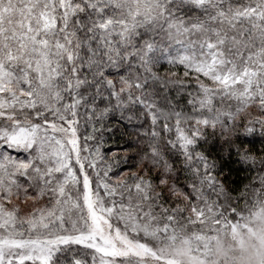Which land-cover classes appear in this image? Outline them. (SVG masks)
<instances>
[{
	"label": "snow or ice",
	"instance_id": "6c2138e0",
	"mask_svg": "<svg viewBox=\"0 0 264 264\" xmlns=\"http://www.w3.org/2000/svg\"><path fill=\"white\" fill-rule=\"evenodd\" d=\"M0 264H264V0H0Z\"/></svg>",
	"mask_w": 264,
	"mask_h": 264
},
{
	"label": "trees",
	"instance_id": "16d2710c",
	"mask_svg": "<svg viewBox=\"0 0 264 264\" xmlns=\"http://www.w3.org/2000/svg\"><path fill=\"white\" fill-rule=\"evenodd\" d=\"M261 147V145L259 144V142L256 143L255 145V149L258 150ZM121 146L115 142H108L105 145L104 150L107 151L108 149H111L112 151H117L120 155H123V152L120 151ZM15 154V153H14ZM122 167H126V166H122ZM244 175H246L245 173H240V176L243 177Z\"/></svg>",
	"mask_w": 264,
	"mask_h": 264
}]
</instances>
